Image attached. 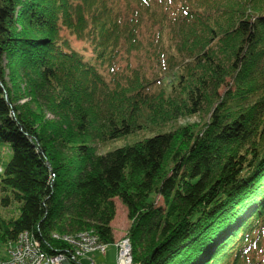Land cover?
Returning a JSON list of instances; mask_svg holds the SVG:
<instances>
[{"label": "trees", "instance_id": "trees-1", "mask_svg": "<svg viewBox=\"0 0 264 264\" xmlns=\"http://www.w3.org/2000/svg\"><path fill=\"white\" fill-rule=\"evenodd\" d=\"M141 51L187 61L176 86L116 80ZM204 106L202 125L160 131ZM0 145L2 203L19 205L0 244L27 232L52 254L53 233L91 230L109 247L118 199L132 264H264V0H0Z\"/></svg>", "mask_w": 264, "mask_h": 264}, {"label": "rangeland", "instance_id": "rangeland-1", "mask_svg": "<svg viewBox=\"0 0 264 264\" xmlns=\"http://www.w3.org/2000/svg\"><path fill=\"white\" fill-rule=\"evenodd\" d=\"M173 9H180V3L176 1L173 4ZM144 33V31H143ZM62 36L67 38L73 50L77 51L83 56L85 61L92 62L94 59V54L92 47L88 42L76 41L74 37L70 36L67 31L62 30ZM149 36V32H148ZM166 41V40H165ZM145 45V44H144ZM187 61L182 59H177L173 61V65L170 64L165 58L155 59L154 55L149 54L146 51H141L139 54L126 56L122 52L112 61L114 72L117 74L114 76L116 80L122 77V74L128 73L131 76V72L124 71L127 67L130 70H135V75L138 76L139 81L143 84H150L147 89L150 92H155L156 89L161 86V83L167 85L176 86L177 78L179 75L184 74V64ZM191 65V64H189ZM103 71L106 73L107 67H102ZM107 77H110L106 74ZM152 82V83H151ZM188 82V81H187ZM225 91V87L218 90V94L222 95ZM175 94H173L174 97ZM214 102V101H213ZM19 104L29 103L32 109L34 106L31 104L30 97H25L18 102ZM211 109L209 106H204L202 111L198 114L186 117H179L176 121L166 124L161 128V132H171L174 131L179 126H186L191 124H198L199 126L208 121ZM46 118L51 119L52 116L47 114ZM149 132H136L125 138L117 139L112 142L101 143L99 141L93 140L90 146L93 148L95 154H104L110 150L120 148L125 145H130L134 142L140 141L145 137L150 136ZM11 158V151L6 145H0V174L2 173V168L5 163H7ZM5 196H9L8 193H2L0 190V222L15 220L19 215L18 203L10 200L9 204L3 205L2 200ZM115 205V216L112 220L110 226L113 233V244H119L124 238L127 237V230L129 228V222L127 220L126 208L120 203L118 199L113 200ZM156 206H162V200L157 197L155 201ZM93 233L91 230L80 231L79 233ZM70 235V234H68ZM55 240V239H54ZM60 242V241H59ZM66 246V243L64 244ZM67 246H70L68 243ZM6 247L5 243L0 244V252ZM2 249V250H1ZM114 247L111 245L107 248L104 256L93 255L92 259L95 264H114ZM88 264V262H86Z\"/></svg>", "mask_w": 264, "mask_h": 264}, {"label": "built area", "instance_id": "built-area-1", "mask_svg": "<svg viewBox=\"0 0 264 264\" xmlns=\"http://www.w3.org/2000/svg\"><path fill=\"white\" fill-rule=\"evenodd\" d=\"M52 238L66 243V247L62 251L47 254L32 233H20L14 241L5 243L6 247L0 252V264H95L93 255L104 256L108 248L94 233L63 236L53 233ZM68 243L70 246H67ZM112 246L115 251L114 264H132L128 238Z\"/></svg>", "mask_w": 264, "mask_h": 264}]
</instances>
